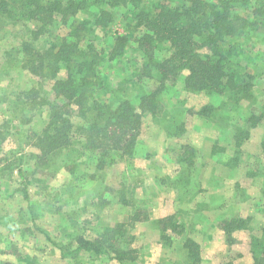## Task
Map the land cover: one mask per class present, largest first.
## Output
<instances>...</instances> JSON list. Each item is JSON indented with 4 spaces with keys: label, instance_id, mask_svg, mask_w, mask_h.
Masks as SVG:
<instances>
[{
    "label": "rangeland",
    "instance_id": "obj_1",
    "mask_svg": "<svg viewBox=\"0 0 264 264\" xmlns=\"http://www.w3.org/2000/svg\"><path fill=\"white\" fill-rule=\"evenodd\" d=\"M120 19L115 14L106 28L108 38L122 31ZM67 31L57 22L34 37L20 24H0V130L6 135L1 145L5 152L14 151L12 158L24 156L12 170L0 169V264H22L18 256L24 248L31 249L36 264H118L121 253L123 264H252L251 231L246 226L234 230L230 240L221 225L249 219L254 230L264 227V28L241 40L233 57L252 75L262 76L254 79L251 97L234 101L172 86L165 98L174 113L181 111L178 122L166 127L164 119L146 115L130 154L114 163L107 157L97 166L95 153L77 150L69 159L63 154L37 165L33 157L40 149L29 129L38 134L47 125L48 104L33 113L25 103L22 109L19 98L27 99L21 91L33 88L38 99L57 101L51 80L38 74L36 64L39 53ZM130 67L122 59L103 71L111 87L130 79L127 95L136 98L145 81L139 82ZM98 98L113 107L109 92ZM207 103L213 105L208 114L200 113ZM64 163L72 170L62 168ZM103 229L119 230L110 234L105 254L64 256L75 247V237L93 239ZM6 240L25 241L23 248L11 249L13 260L6 256ZM190 240L194 253L184 246Z\"/></svg>",
    "mask_w": 264,
    "mask_h": 264
},
{
    "label": "trees",
    "instance_id": "obj_2",
    "mask_svg": "<svg viewBox=\"0 0 264 264\" xmlns=\"http://www.w3.org/2000/svg\"><path fill=\"white\" fill-rule=\"evenodd\" d=\"M117 13L122 31L108 38L106 28ZM57 22L67 25V34L58 35V42L42 50L36 64L38 74L51 80L57 101L38 99L31 94L33 88L21 91L30 98H19L22 109L25 103L33 113L48 104L47 125L38 134L34 127L29 129L40 149L33 157L37 165L63 154L69 159L77 150L88 151L89 156L95 153L97 166L107 157L114 163L116 157L132 152L143 117L150 114L153 120L164 119L166 127L177 121L181 111L174 109V113L165 98L172 86L181 87L180 91L187 94L237 101L240 96L251 97L254 79L262 77L249 73L233 57L239 55L241 40L252 30L264 28V0H0L1 25L20 24L38 37ZM128 47L132 48L129 54ZM122 59L131 64L128 70L139 82L145 81L136 98L127 95L130 79L120 80L116 87L107 83L103 68L111 62L122 63ZM105 92L113 97V107L99 100ZM207 104L198 109L200 113L206 114L213 106ZM5 138L0 130V169L10 171L24 156L12 158L14 151H3ZM63 167L72 170L69 163ZM179 219L174 218L178 227ZM224 221L221 229L230 240L234 230L246 226L251 231L252 264H264V227L254 230L248 225L249 219L241 224L235 219ZM16 231L23 233L18 227ZM118 232L103 229L93 239L77 236L75 247L63 254H105L111 249L107 243L110 234ZM194 245L191 240L184 244L192 253ZM29 252L23 257L25 264H36ZM124 258L121 253L116 261L123 264Z\"/></svg>",
    "mask_w": 264,
    "mask_h": 264
},
{
    "label": "crops",
    "instance_id": "obj_3",
    "mask_svg": "<svg viewBox=\"0 0 264 264\" xmlns=\"http://www.w3.org/2000/svg\"><path fill=\"white\" fill-rule=\"evenodd\" d=\"M220 198H221V200H223V196H220ZM217 207H219V206H217ZM216 209H218V208H216ZM216 209H214V210H216ZM19 232V231H18ZM20 234H24V232L23 233H21L20 232ZM12 242H9V240H6L5 241V248H4V250H5V252L7 253V255L6 256H9V260H13L14 259V252H11V249H14L15 250V248H16V246H17V249L19 250V248L21 247V248H23V246H24V243H25V241H22V243H19V244H16L15 243V241H13V240H11ZM2 246V245H1ZM3 248V247H2ZM31 249L30 248H24V251H22L20 254H19V256H18V259L20 260V262L22 263V264H25V260H24V258L23 257H25V255H26V253L28 252V251H30ZM27 251V252H26ZM65 257H66V255H64ZM65 259V258H64ZM0 260H1V256H0ZM70 260H78V259H70ZM173 263V262H172ZM174 264V263H173Z\"/></svg>",
    "mask_w": 264,
    "mask_h": 264
}]
</instances>
